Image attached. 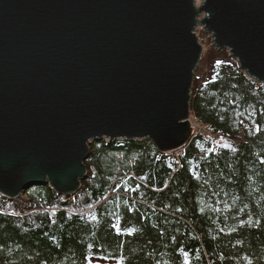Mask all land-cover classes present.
Here are the masks:
<instances>
[{
    "label": "water",
    "instance_id": "95a60500",
    "mask_svg": "<svg viewBox=\"0 0 264 264\" xmlns=\"http://www.w3.org/2000/svg\"><path fill=\"white\" fill-rule=\"evenodd\" d=\"M200 27L264 84V0H0V196H75L95 142L184 150Z\"/></svg>",
    "mask_w": 264,
    "mask_h": 264
},
{
    "label": "trees",
    "instance_id": "16d2710c",
    "mask_svg": "<svg viewBox=\"0 0 264 264\" xmlns=\"http://www.w3.org/2000/svg\"><path fill=\"white\" fill-rule=\"evenodd\" d=\"M201 61L192 117L223 141L93 143L75 196H0V264H264V84L227 52Z\"/></svg>",
    "mask_w": 264,
    "mask_h": 264
},
{
    "label": "rangeland",
    "instance_id": "374dc122",
    "mask_svg": "<svg viewBox=\"0 0 264 264\" xmlns=\"http://www.w3.org/2000/svg\"><path fill=\"white\" fill-rule=\"evenodd\" d=\"M197 35L200 38V44L203 46V56L206 53H209L210 50H215L212 46H211V39L208 37V34L205 33V31L202 29V27L197 29ZM207 70L205 69V65H203V61L200 62L198 70L196 72V79L198 80L197 82V86L201 85L202 82L206 79V73ZM193 118V117H192ZM221 141H223L221 139ZM176 154V153H174ZM92 262L96 263V264H112V262L102 259V258H97V257H93L92 258Z\"/></svg>",
    "mask_w": 264,
    "mask_h": 264
},
{
    "label": "built area",
    "instance_id": "2783aa9c",
    "mask_svg": "<svg viewBox=\"0 0 264 264\" xmlns=\"http://www.w3.org/2000/svg\"><path fill=\"white\" fill-rule=\"evenodd\" d=\"M191 125H192V134H194V137L202 136L206 140L211 141L214 145H218L217 143H219L221 139L223 140L225 138L223 135L219 133H215L210 125L202 124L194 120L192 117H191ZM23 197L25 198L24 194L20 198L13 201L22 202Z\"/></svg>",
    "mask_w": 264,
    "mask_h": 264
}]
</instances>
